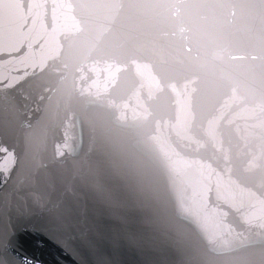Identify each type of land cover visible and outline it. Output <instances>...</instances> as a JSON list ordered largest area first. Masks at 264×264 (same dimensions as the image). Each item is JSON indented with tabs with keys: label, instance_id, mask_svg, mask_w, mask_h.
Instances as JSON below:
<instances>
[{
	"label": "water",
	"instance_id": "water-1",
	"mask_svg": "<svg viewBox=\"0 0 264 264\" xmlns=\"http://www.w3.org/2000/svg\"><path fill=\"white\" fill-rule=\"evenodd\" d=\"M0 264H264V0H0Z\"/></svg>",
	"mask_w": 264,
	"mask_h": 264
},
{
	"label": "snow or ice",
	"instance_id": "snow-or-ice-1",
	"mask_svg": "<svg viewBox=\"0 0 264 264\" xmlns=\"http://www.w3.org/2000/svg\"><path fill=\"white\" fill-rule=\"evenodd\" d=\"M3 165H0V168H2ZM17 259L20 260V264H40L39 261H35L33 259H30L28 257H23V258H20L19 256H17Z\"/></svg>",
	"mask_w": 264,
	"mask_h": 264
}]
</instances>
